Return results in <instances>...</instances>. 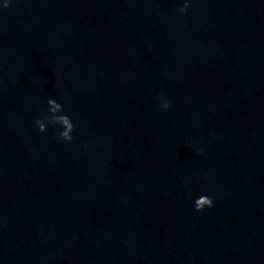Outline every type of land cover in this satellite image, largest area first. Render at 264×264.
<instances>
[{"label": "clouds", "instance_id": "9594fccd", "mask_svg": "<svg viewBox=\"0 0 264 264\" xmlns=\"http://www.w3.org/2000/svg\"><path fill=\"white\" fill-rule=\"evenodd\" d=\"M9 7V4L6 2L4 8ZM190 7L189 0H185L184 5L179 8L181 14H186L188 8ZM48 104V115H45L43 119H36L35 124L40 133H44L48 130V125L60 126L62 129L58 132V138L62 142H72L74 139L73 133L75 131V125L71 117L67 114H64L63 105L58 103L55 99L49 98L47 101ZM163 108L167 109L170 107V103L165 102L161 105ZM45 121L47 123H45ZM213 200L207 195H201L195 199L194 205L196 211H202L205 207H212Z\"/></svg>", "mask_w": 264, "mask_h": 264}]
</instances>
